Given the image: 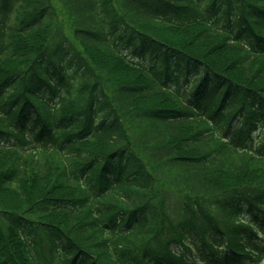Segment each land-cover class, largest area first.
<instances>
[{"label":"trees","instance_id":"1","mask_svg":"<svg viewBox=\"0 0 264 264\" xmlns=\"http://www.w3.org/2000/svg\"><path fill=\"white\" fill-rule=\"evenodd\" d=\"M0 264H264V0H0Z\"/></svg>","mask_w":264,"mask_h":264},{"label":"rangeland","instance_id":"2","mask_svg":"<svg viewBox=\"0 0 264 264\" xmlns=\"http://www.w3.org/2000/svg\"><path fill=\"white\" fill-rule=\"evenodd\" d=\"M218 25H219V27H222L224 24H218ZM174 32H176V31H174ZM174 32H173V33H174ZM173 33L170 31V32H169V35L176 36V37H175V40L178 41V39H180L181 42H182V38H179V37H181V36H180V35H175V33H174V34H173ZM189 34L191 35L192 32H191V31H188V32L183 33L184 36H187V35H189ZM181 42H180V43H181ZM135 57H137V56H135ZM136 60H138V59L136 58ZM121 73L127 76V74L123 73L122 71H121ZM130 74H133V73L130 72ZM127 77H129V78H134L135 76H134V75H129V76H127ZM152 100H153V99H152ZM145 103H146V102H145Z\"/></svg>","mask_w":264,"mask_h":264}]
</instances>
